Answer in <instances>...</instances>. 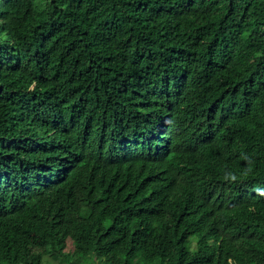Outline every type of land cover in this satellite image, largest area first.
I'll list each match as a JSON object with an SVG mask.
<instances>
[{
  "label": "trees",
  "instance_id": "trees-1",
  "mask_svg": "<svg viewBox=\"0 0 264 264\" xmlns=\"http://www.w3.org/2000/svg\"><path fill=\"white\" fill-rule=\"evenodd\" d=\"M48 258L264 264V0H0V264Z\"/></svg>",
  "mask_w": 264,
  "mask_h": 264
},
{
  "label": "rangeland",
  "instance_id": "rangeland-1",
  "mask_svg": "<svg viewBox=\"0 0 264 264\" xmlns=\"http://www.w3.org/2000/svg\"><path fill=\"white\" fill-rule=\"evenodd\" d=\"M190 244H192V241L190 242ZM73 249L72 243L69 244V247L67 249V251H71ZM46 264H62L61 262L55 261L51 258H48L47 261H45Z\"/></svg>",
  "mask_w": 264,
  "mask_h": 264
}]
</instances>
